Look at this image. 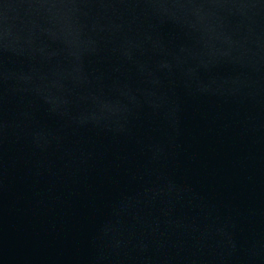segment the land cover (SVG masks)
<instances>
[{"label": "water", "instance_id": "obj_1", "mask_svg": "<svg viewBox=\"0 0 264 264\" xmlns=\"http://www.w3.org/2000/svg\"><path fill=\"white\" fill-rule=\"evenodd\" d=\"M0 264H264V0H0Z\"/></svg>", "mask_w": 264, "mask_h": 264}]
</instances>
